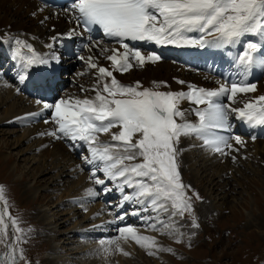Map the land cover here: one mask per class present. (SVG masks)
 Returning <instances> with one entry per match:
<instances>
[{
    "label": "snow or ice",
    "instance_id": "1",
    "mask_svg": "<svg viewBox=\"0 0 264 264\" xmlns=\"http://www.w3.org/2000/svg\"><path fill=\"white\" fill-rule=\"evenodd\" d=\"M38 11L42 12L44 8ZM64 11L76 26L68 31L67 38L77 35V28L83 30L79 33L83 35L84 32L91 33L96 26L119 47H104L101 41H94L89 35L83 48L89 53L93 48L98 49L109 62L105 67L96 56L76 57L85 63L88 72L95 70L93 87L80 86L82 93L90 91L94 95L43 102L39 111L17 117L16 121L33 122L43 118L45 124L54 127L39 133L40 136L64 140L71 149L78 144L85 146L88 155L82 156V160L92 166L89 179L94 185L101 186L100 191L105 195L117 191L120 195L117 207L139 205L131 215L138 216L146 229L183 243L184 233L180 231L176 217L183 219L187 213L191 217V227L199 228L193 197L195 200L203 198L182 180L178 162L181 138L194 137L201 142L200 147L213 155L228 156L239 152L246 144L241 136L221 133L232 132L231 113L251 127L264 126V95L237 108L231 104L236 102L238 94L256 91L255 83L232 79L217 81L218 87L213 89L187 83V91H161V87H169L167 82H153V88H145L139 81L125 85L114 73L123 74L162 59L157 53L136 47L130 41L200 48H223L243 41L235 63L247 76L253 66H264V0H72ZM47 19L49 17H45ZM61 35L51 39L58 41ZM15 44L14 55L22 62L18 73L21 83L27 82L30 70L35 66H48L53 60L60 62L58 55L42 56L25 40L17 38ZM47 47L51 49L53 44L49 43ZM23 49L30 54L26 55ZM177 83L186 84L183 80H177ZM40 86L38 83L37 87ZM16 91L20 93L21 89L18 87ZM221 98H226L229 103L220 102ZM185 101L193 107L183 109L181 104ZM41 103L40 99L36 100L37 105ZM189 111L196 122L187 119ZM46 112L49 115L46 116ZM102 134L109 135L110 140H101ZM231 158L236 160L235 155ZM100 191L89 187L86 195L94 198ZM0 200H4L3 186H0ZM142 212L155 215L142 216ZM127 215L129 213L124 212L117 219L123 221ZM117 231L119 235L107 245L103 240L100 242L105 254L111 253L112 245H115V251L129 255L120 247L121 239H132L145 248L149 256L160 252L176 254L173 248L159 244L156 237L141 234L134 225L119 227ZM26 237L27 232L19 227V220L11 216L7 201H4L3 211H0L4 264H20L21 261L30 264L21 247L27 242Z\"/></svg>",
    "mask_w": 264,
    "mask_h": 264
},
{
    "label": "rangeland",
    "instance_id": "2",
    "mask_svg": "<svg viewBox=\"0 0 264 264\" xmlns=\"http://www.w3.org/2000/svg\"><path fill=\"white\" fill-rule=\"evenodd\" d=\"M0 15H2L1 11H0ZM40 31L36 33H39ZM1 32L2 31H0V41H2L1 39L3 38ZM36 33L35 35H37ZM59 34H62V33H59ZM52 37L53 35L50 36L51 41H53L51 39ZM62 39H63V36L61 35V38L58 40V42H60ZM75 40H76V37H74V41ZM186 48H188L186 49L187 55L195 53L194 51L189 52L190 51L189 49H191L192 46H187ZM64 49L66 48L62 47L60 51H58V49L56 50L55 48L53 50L54 54H52V56L58 55L60 53L58 55L60 57V62L69 60L72 63L73 60L70 59L72 57L66 56L68 54L67 52H63ZM35 50L37 51V49ZM61 52L65 53V59L61 55ZM82 55L87 57L92 54L88 53L86 55L85 54H82ZM7 59L9 60V56L6 54L5 58L0 59V65L4 64L7 70L5 72L9 73L10 70L13 69V65L11 64L7 65L6 64L8 61ZM76 59L77 58L74 57L75 61ZM99 61L102 65L109 64L107 63L108 61L102 57L99 58ZM165 61H169V60L165 59ZM175 63H178V62H175ZM8 67H10L11 69H9ZM223 67L226 70H228L229 65L226 64ZM36 68H39V67L36 66L35 69ZM44 68H47V67H44ZM154 68L152 72L154 71ZM81 69L83 68L78 67V68H73L71 69V71H69V73H71L75 77L81 78V82L80 80L76 84L75 82L74 83L71 82L70 84H72L73 87H69L70 86L69 83L68 85L65 84L66 86H68L67 89L74 90L75 85L76 86L83 85L85 88L90 89L93 83H95L93 79L94 70L92 72H88L87 68H84L82 72H79V70L81 71ZM257 69H263L264 71V67H261V66H258ZM32 70L33 69H31L30 71ZM11 72H14V70L13 71L11 70ZM50 72L52 73V75L56 73V71L52 69L50 70ZM141 72H143V70L136 72L134 74H131L129 71L125 73L126 75H124L123 78L129 79L132 82L140 81V79H137L135 75ZM80 73H86V74L80 75ZM62 74H63L62 72L59 74L57 73V77L55 78L57 81L55 80V82H58V80H60V76ZM262 75H264V72L262 73ZM162 80H165V78H163ZM257 81L258 80L256 81L254 80L251 83L256 84ZM141 82L143 83V87L145 88L154 87V83L151 81L143 80ZM121 83L127 85L128 82L126 83L125 81L124 82L122 81ZM192 84H193V81H192ZM194 84H195V81H194ZM130 85H134V84H130ZM186 85L187 84H185L184 86L187 88ZM197 86H201V85H197ZM51 88L53 89L55 88V86H51ZM165 89H168V88H165ZM31 90L33 89L25 88V86H23L20 92L21 93L23 92L26 95L36 98L37 96L36 91H31ZM57 91L55 94H57ZM64 91L65 90H62L61 93H63ZM53 92H55V90H53ZM75 95L83 98L85 95L89 96L91 94L89 92L82 93L81 91H78L77 93H75ZM58 98L60 97L58 96L57 99ZM37 99H39V97L36 98V100ZM42 99L43 98H41V101ZM234 104H237V103H234ZM40 105L43 106V103H41ZM7 107L8 105L0 106V112L3 113ZM22 109H24V107L21 108V110H18L17 108V111L18 112L22 111ZM40 109H37L35 111L29 110L28 112L26 111L27 109H25L26 112H24L23 114L19 112L15 116L23 117L27 113L36 112V111H39ZM45 115L47 116L49 114L46 112ZM0 116H3V115H0ZM192 119L196 120L195 117H192ZM45 125H51V124H45L43 121V118H39L36 121L29 122V123H22V122L16 121V118L12 117L9 119V122L0 123V158L2 159L3 157L2 160L5 161V159H9L10 157H12V162L9 168L3 167L1 164V159H0V186H3L4 183H7V188H9L7 189L6 187L3 186L4 187V200H0V211H3L4 201H7V208H8L9 213L11 214L12 217H15L19 220V227L24 229L27 232V237H26L27 242L23 243L21 247L24 249V255L26 257V260L29 261L30 264H52L53 261H55L56 264H80L79 261L77 260V257H80L82 255L83 250L81 248L78 250L73 249V247L74 246L76 247V245H72L71 242L69 245L66 246L67 247L66 249L68 251H65L66 249H62V248H58V250H55V248H57L55 246H57L56 245L57 243H59V246H63L65 242H67V241H64V239L66 238L68 239L71 238L70 241L77 240V238L73 236L72 233H69V232L72 230V228L79 226L81 223L82 224L87 223L85 219L82 220L83 211L81 209L77 210L76 208L70 209L68 206H58L51 210L48 208L47 203L48 201H55L59 203L61 202V200H63L64 203L68 204L67 195L65 194L60 195L59 193L61 192V190L63 191L64 189H66L65 187H67V184L69 183H71L72 185L74 183V188L75 187L77 188L78 183H75V182L78 180L80 175H82L80 173L81 169H79L78 165L74 163L75 173L69 174V171H71L70 169L71 167H70L62 175L61 174L62 168L58 169L60 168L58 164H57V168L55 167V169H51L52 161L55 162L58 160V158L56 157H55L56 160H53L52 158H50L49 154L54 152L52 147L46 150V153L44 154V156H42L43 157L42 158L40 156L41 154L38 153L39 151L35 150V147H36L35 145H37L35 144L36 138L32 139V141L31 139H28V141L25 140V136L26 138H28L34 132L38 131L39 129H43L42 126H45ZM24 127H26L27 131L24 130L25 129ZM10 131H14V133L11 134ZM23 131H25V136H24ZM113 131H118V130L113 129ZM235 135H239V132H237V134ZM246 135H247L246 137H251V136H248V134ZM18 137L20 138L18 140H21V141L15 143L14 141L17 140ZM104 137H106V135ZM50 138L52 139V137ZM188 138L189 137L185 138L186 141L191 140V145H194L195 138H192V137H191L192 139L191 138L188 139ZM12 139L14 143H9L11 144L9 146L8 140H12ZM56 142L58 144L56 147L58 148L64 147V145L65 146L67 145L66 147H69L68 142L64 140H56ZM30 145H32L31 148H33L34 150H31V148H27ZM192 153L193 154H191L190 164L193 167L191 169L187 168V165H185L184 162H183V166L179 165V167H180V172H181L183 182L187 185H191V188L194 189L196 192H198L199 195L203 198L202 200H195V197H193L195 216L198 220L200 227L196 229L191 227V217L187 213L185 214V217L183 219L176 217V220L181 225L180 231L184 233L183 243H176L173 237L168 236V235H162L161 233L156 232L157 233L156 239H158L159 244L165 247L173 248L176 253L175 255H172L166 252H160L157 255L149 256L147 254V250H144L145 255L147 257L141 258V257H138L137 255L138 254L137 252H139L140 249L138 245L136 244L137 248L135 252L137 254L136 255L133 254V251L131 250L129 255H127L128 259L133 260L134 263H138V264H146L143 261L144 259H148L149 261H151L150 264H264V172L262 171L260 172V170L262 169L260 168L259 170V167L257 166L258 163L254 157V152L252 151L251 146L245 149L241 153L240 156H237V158L239 157V159L234 161V164L237 162L236 164H237L238 169L237 168L230 169L231 166L229 167L226 166L227 168L224 166L225 168H223V165H221L220 163L216 165L213 164L215 162H213L212 160L211 161L205 160L203 162L204 166L203 165L199 166L198 162L200 161L202 162V160L197 159L198 155H200L199 147L196 146L195 151H193ZM204 154H207V153H204ZM74 155H75V158L77 157V159L80 160L81 164L86 166L88 170L91 169L92 166L85 164L82 160V156L88 155L87 151H85V148L82 151L81 155L76 153V151ZM215 156H217V154ZM40 158L43 159V162L42 160L41 161L39 160ZM61 158L63 159L64 157L61 156ZM65 158L67 160H70L68 156H66ZM196 159L198 160V162L196 161ZM181 160H182V157L178 158V162ZM241 160L243 161L241 162ZM38 165H42L43 175H41L40 169L37 167ZM210 167H213L215 171L210 169ZM199 168H201V170L204 169L207 174L205 172L202 173V171H200V174L199 175L197 174V178L195 179H193L194 177H192V175L185 176V172L193 171V173L192 172L191 173L195 174L196 172L195 170ZM216 169L218 171V174H219V171L221 170V174L219 176L216 173ZM28 173H30V175H28ZM206 175H208L209 178L206 181L204 180L205 182L202 183L201 179L205 178ZM25 176L27 178H24ZM38 178L39 179L43 178L45 183L41 185H39V183H36L35 180H37ZM101 178L103 177L101 176ZM210 178H212V180ZM22 179L23 181H20ZM16 181H19L20 183H17ZM9 183L10 185H12L11 186L12 189L8 185ZM30 186L35 187L37 190L39 189L38 192L31 193V195L26 193L25 192L26 188ZM46 187L47 189H43ZM55 187L58 189L61 188L60 190H58L59 192L55 190L56 189ZM46 194H50L51 197L50 196L46 197ZM113 195H114V192H113ZM188 195L190 196L192 195L191 191H189ZM60 196H63V197L60 199ZM115 202H117V200H114V202L112 201V203H114V206L113 204L110 205L111 210L115 211L112 221L107 220L106 223H104L103 225V229H106L108 227L106 229L108 233L106 235H103L102 237L103 239L108 237V234H112V238H116L119 235L117 229L125 225H132L134 223V220L138 223H142V220L138 216L131 215L130 211L134 210V206L132 204L124 205L122 209H124V212H128L129 215H127L123 221L118 220L117 219L118 215L123 214L124 212H121L122 211L121 208H118V207L114 208L116 207ZM94 203H95V200L91 202V204H94ZM118 204L119 203L117 202V205ZM16 205H19L20 208H23L21 209L23 212L21 210L17 212L15 210ZM25 211L27 212V214H25ZM73 211H76V213L77 212H80V213L76 215L77 216L76 218L74 219L72 218L71 220H69L71 217L70 212H73ZM45 213H48L51 215L53 214L52 215L53 219L51 218L53 221L63 217L62 220H64L65 222L63 223L62 220H59L57 223H51L48 225L46 223L48 220L45 218L46 216H44ZM26 215H28V217L30 216L31 218V220L28 222H26L24 218V216ZM141 215L148 216V215H151V213L142 212ZM164 218L166 219L167 217L165 216ZM115 221L118 223H115V225H113L114 229H111L112 225L110 226L108 225L110 223L114 224ZM137 224L134 226L137 227ZM83 226L88 227V225H83ZM93 226L95 228L98 227L96 225H93ZM53 227L56 228V230L52 231V233L49 235L48 232L50 233L49 230L51 228L53 229ZM112 230H113V233H109ZM46 233L48 234V236ZM66 234L67 235L69 234L70 236L69 235L67 236ZM91 236L94 237L95 233L92 232ZM99 237H101V235H99ZM88 241L91 243H95V244H99L101 242L100 239H96V240L88 239ZM55 251L59 252L58 253L59 258L55 257L57 256V254H55L56 253ZM4 252H5L4 247L0 245V264H4V261L6 260ZM102 255H104V253ZM106 255H110L112 258L111 261L114 262L113 254L108 253ZM142 256H144L143 253H142ZM91 258H92L90 260L92 261L91 264L96 263V260L93 257ZM125 261L127 260H123L121 263H118V264H125ZM106 262H108L106 261V259L105 260L102 259L101 264H107ZM20 264H25V262L21 261Z\"/></svg>",
    "mask_w": 264,
    "mask_h": 264
},
{
    "label": "bare ground",
    "instance_id": "3",
    "mask_svg": "<svg viewBox=\"0 0 264 264\" xmlns=\"http://www.w3.org/2000/svg\"><path fill=\"white\" fill-rule=\"evenodd\" d=\"M12 1H14V2H12ZM16 5H17V7H16ZM41 7L44 8V11H42V12L38 11V9ZM67 7H69V6H65L64 9H51L48 6L43 5L40 2V0H0V11L2 12V15H0V31H2L1 33H2V37H3L1 39L2 41H0V59L5 58V56L7 54L9 56L10 61L7 59L8 61L6 64L7 65L8 64L13 65V61H14V67H13L14 72H11V70H10L9 73H6L5 72V71H7L6 68L4 71L5 73L3 71H0V106H2V105L7 106L8 105V107L5 109V111L3 113L0 112V115H3V116H0V123L9 122V119L12 117L17 118L15 115L19 112H21V114H23L24 112H26V111L28 112L29 110L35 111L37 109H40L42 106L36 104V98L39 97L40 100H41V98H43L42 103L48 102V101H46V93H48V92L52 93L54 95V99L57 100L58 96L60 98H68L69 96H76L75 93H77L78 91H81V89H80L81 85L80 84H79L80 86L75 85L74 90L66 89V91H64L63 93H61V91L58 90L57 94H55V92H53V90L57 89V86H55V88H53V89L51 88V86H53V84L56 83L55 78L57 77V73L59 74L61 72L63 74L60 76V80H58V81H60L61 84L69 83V85H71L70 84L71 82H73V83L75 82V84H76L77 82H79V80L81 82V78L75 77L74 75L69 73V71H71L72 68L64 65L67 61H62L59 63H56L55 61H50V65H48V66L39 65L38 66L39 68H36V69H35V67H36L35 66L32 69L37 70L38 73H36V74L31 73V76L29 77L27 82L21 83L19 81L18 73L21 72L22 63L14 55L16 47H17L15 44V39H17V38L21 39V40H25L28 43L32 44L33 47L35 49H37V52L39 54L45 56V57L50 58L52 56V54H54L53 50L55 48H56V50L58 49V51H60V49L62 47L67 48V49L63 50V52H67L68 55H66V56L70 55L68 50L70 52L75 51L77 54L82 55L83 52L86 50L83 48V45L85 44L84 40L87 39V37L89 35H87L85 33H83V35H80L79 33H81L82 30L80 28H77L76 29L77 35L73 36L70 39L67 38L66 34L68 33V31L70 29L76 27L74 23L70 22V17L64 11ZM33 13H36V15L34 16ZM45 17H49V19L45 20ZM42 20L44 21V23H41ZM38 31H40V32L36 33ZM35 33L37 35H35ZM59 33L63 34L62 35L63 39L60 42H58V41L54 42V41L50 40V36H52V35L55 36L56 34L58 35ZM191 35H197V34H191ZM74 37H76L75 41H74ZM3 39H4V41H3ZM92 39L94 41H101L102 46H104V47H119V45L116 44L115 42L108 41L107 39H109V38L104 36L103 32H101V31L99 33H96V35H94V37H92ZM245 39H258V38L257 37H246ZM49 43L53 44V48L49 49L47 47V45ZM129 43L134 44L136 47L142 48L146 51H153V52L157 53L158 55L162 56L164 59L169 60V61L160 60L155 64L148 63L143 68L135 67L132 70H130L131 74H134L136 72L143 70V72L135 75V77L137 79H140L139 82L142 85H143V83L141 81H143V80H148L151 82H167L169 87H161L159 90H161V91H169V90L187 91L186 90L187 88L184 85L178 84L177 80H183L186 82V84L187 83L192 84V81L194 84V81H195V84L201 85L198 87H204V88H208V89H213V88L218 87L217 81L224 82L225 80H232V79H236V80L246 79L248 82H253L254 80L255 81L258 80L256 82V85H257L256 91H254L252 93H247V94H238V96L236 97V102H235L237 104H234V103L231 104V107H237V108L243 107V104L245 102L252 100L255 97H258L260 95H264V75H262V73L264 71H263V69H257L258 66H260V65L253 66L251 68V70L248 72L247 76H245L242 74V72L239 70L238 66L235 63V58L242 51L243 41L239 44H235V45H231V46H227V47L225 46L223 48H213V47L202 48V52H200V53L203 56L198 51H194L195 52L194 54L187 55V53H186V49H188V48H186L187 46H174V45L157 46L154 43L131 42V41ZM192 47H195V46H192ZM197 48L199 49L200 47H197ZM122 50L123 49H121V51ZM23 52L26 55L30 54V53H28L27 49H23ZM88 53L89 52L86 50L85 55ZM91 54L98 57V59L101 57L104 58L103 55H101V53L99 52V50L96 48H93ZM211 54L215 58H218V59L225 61L227 63H230L231 61H233V66L231 68L232 70L229 72L223 71V69L217 65L216 60L214 59V57ZM69 57H71V56H69ZM200 58H206L210 62L208 63L207 66H204V67H200V66H198L199 63H195V65H197V67H195V70H193L192 67L188 66L189 61L193 60L195 62L196 60H198ZM70 59L72 60V58H70ZM175 62H178V63H175ZM107 63H109V62H107ZM181 63H182V65H181ZM103 66L108 67L109 64L103 65ZM44 67H47V68H44ZM261 67H264V66H261ZM82 68L83 69L86 68V65L82 66ZM153 68H154V71L152 72ZM190 68H192V69H190ZM204 68H206V69H204ZM51 69L56 71V73L52 75V73L50 72ZM83 69H81V71L79 70V72H82ZM219 70H222V71H219ZM94 72H95V70H94ZM117 74H118V76H117ZM114 75L116 76V78L120 82H122V81L123 82L125 81L126 83L128 82L127 85L135 84L137 82V81L132 82L129 79H124L123 77H124V75H126L125 73L121 74L119 72H115ZM163 78H165V80H162ZM38 83L41 85L40 87H37ZM88 85H89V83H88ZM23 86H25V88L33 89L31 91H36V95H37L36 98L31 97L29 95H26L23 92L17 93L16 89L18 87L19 88L21 87V89H22ZM92 87H93V85H92ZM165 88H168V89H165ZM89 93L91 94L89 96L94 95V93H92L90 91H89ZM32 96H34V95H32ZM60 98H58V99H60ZM220 102L225 103V104L229 103V101H227L226 98H221ZM23 107H24V109H22V111H19V112L17 111V108H18V110H21V108H23ZM181 107L185 110H188L192 107V105H190L187 101H185L181 104ZM25 109H27V110L25 111ZM192 117H195V116L189 111L188 115H187V119L192 121V122H196V120L192 119ZM234 119H236V123L234 122ZM11 120H13V119H11ZM23 123H29V122L26 121ZM229 123L232 126V132L231 133H221V134L235 135V134H237V132H239V135L241 136V138L246 142L244 147H240L237 145V147H240L239 152H232L228 156H220L218 154H217V156L211 155L208 151H206L205 149L200 147L201 142L199 140L194 139L195 144L191 145V140L186 141V139H185L186 137H182L180 140V143L178 145L179 148L181 149V153H180L178 158L182 157V160L179 161V165L183 166V162H184L185 165H187V168L191 169L193 167L190 164L191 154H193L192 152L195 151V147L198 146L200 155H198L197 159L202 160V162L201 161L198 162V160L196 159L199 166H202L203 162L205 160L206 161L212 160L213 162H215L213 164L216 165V164L220 163L221 165H223V168H225L226 166H228V167L231 166L230 169L237 168V164H236L237 162L234 164V161L232 160L231 156L235 155L236 160H237V159H239V157L237 158V156H240L241 153L245 149H247L248 147L251 146V149L254 152V157L258 163L257 166L259 167V170H260V168L262 169V170H260V172L261 171L264 172V135H263L264 126L251 127L248 124H246L245 122H243L242 120L238 119L236 114L234 115L232 113L230 114V117H229ZM52 127H53V125L42 126L43 129H39L38 131L34 132L28 138H26V136H25V131H27V130H26V127H24L25 129L24 128L23 129L25 131H23V132H24L25 140L28 141V139H31V141H32V139L36 138L35 144H37V145H35L36 147L35 146L34 147H35V150L39 151L38 153L41 154L40 155L41 157L44 156L47 149H50L52 147L54 152H52L50 150L52 152L51 154H49L50 158H52L53 160H56V158H58V160L55 161L56 163L54 161H52L51 169H55V167L57 168V164H58L60 167L58 169L62 168V170H61L62 175L70 167H71L70 168L71 171H69V174H74L75 173V164H77L78 168L81 169L80 173L82 175H80L78 180L75 182V183H78L77 188L76 187L74 188V183H73V185L71 183H69V184H67V187H65L66 189H64L63 191L61 190V192L59 193L60 195H64V194L67 195V203L68 204L64 203L63 200H61V202H59V203H57L55 201H48V203H47L48 208L52 210L58 206H68L70 209H75V208L77 210L81 209L83 211L82 220L85 219L87 222L86 224L81 223L79 226L72 228V230L69 232V233H72L73 236H75L77 238V240L70 241L71 238H69V239L66 238V239H64V241H67V242H65V244L63 246H59V243H57L56 244L57 246H55L57 248H55V250H58V248L66 249L67 248L66 246L69 245L71 242L72 245H76V247L74 246L75 248L73 247V249L78 250L81 248L83 250L82 255L80 257H77V260L79 261L80 264H91V262H92V261H90L92 259L91 257H93L96 260V263H94V264H101L102 259L103 260L106 259V261H108V262H106L107 264H116V263L118 264V263H121L123 260H127V261H125V264H138V263H134L133 260L128 259V257L123 255L122 252L115 251V245H112L113 251L110 253V254H113V257H114V262H112L111 256L106 255L102 251L101 243L95 244V243H91L88 241V239H91V240L100 239L101 241L102 240L105 241V245H107L108 241L115 239V238H112V234H108V237H106L105 239L102 238L103 235H106L108 233L106 230L108 227L106 229H103V225H104V223H106L107 220L112 221V218L114 216L115 211L111 210V208L109 206L110 203L107 202L105 204L103 202L104 200L100 201L99 196H96L94 198H89L86 195V190L89 187H95L96 188V186H98V185L95 186L91 181L89 182V180H90L89 176L91 174L90 170H88L86 168V166L82 165L80 160H78L77 157L75 158V155H74L75 151H76V153L81 155L84 148L86 151V147L85 146L83 147V146L78 144L75 149H71L70 147H66L67 145L66 146L64 145V147L58 148V147H56L58 144H57L55 139H53V138L51 139L48 136H40L39 135V133L50 130ZM249 129H251V132H249ZM31 131H32V129H31ZM10 133L13 134L14 131H10ZM246 134H248V136H251V137H246L247 136ZM104 136L105 135H103V134L101 135V137H100L101 140H104V141L110 140L109 135H106V137H104ZM253 136L255 137V140L252 139ZM19 137L17 138V140L14 139L15 143L21 141V140H18V139H20ZM30 137H32V138H30ZM189 138H191V137H189ZM192 138H194V137H192ZM22 140H24V139H22ZM14 142H13V139L8 140V145L10 146L11 144H9V143H14ZM192 143H194V142H192ZM31 147H32V145L28 146L27 148H31ZM31 150H34V149L31 148ZM204 153H207V154H204ZM251 154H252V152H251ZM61 156H63L64 158L62 159ZM66 156H68L70 160H67L65 158ZM42 158H40L39 160L40 161L42 160V162H43ZM2 159H3V157H2ZM2 159H1L2 166L5 168H9V166L11 165V162H12V157H10L9 159H5V161ZM255 159H254V161H255ZM242 161L243 160H241V162ZM37 167L40 169L41 175H43L42 165H38ZM216 167H214V168H216ZM204 168H206V167H204ZM210 169L215 171V169H213V167H210ZM195 171H196L195 174H192L193 171H191L192 173L190 171L185 172V176L192 175V177H194L193 179H195V178H197V174L198 175L200 174V171H202V173L205 172V170L204 169L201 170V168H199ZM216 173L218 174L217 169H216ZM69 174H68V176H69ZM220 174H221V170L219 171L218 176ZM28 175H30V173H28ZM72 176H74V175H72ZM24 178H27V177L25 176ZM208 178H209L208 175H206L205 178L201 179L202 183L205 182L206 180H208ZM23 179L20 181H23ZM210 179L212 180V178H210ZM16 182L20 183L19 181H16ZM35 182L39 183V185L45 183L43 178H41V179L38 178L37 180H35ZM8 185L12 189V187H11L12 185H10V183ZM3 186L7 188V183H4ZM98 187L101 188V186H98ZM210 188H211V186H210ZM7 189H9V188H7ZM43 189H47V187L43 188ZM60 189L56 188L55 190L58 191ZM38 190L35 187L30 186V187L26 188L25 192L31 195V193L38 192ZM113 192H114V195L117 197L116 199L118 200V203H120L119 193L117 191H113ZM100 195L103 196L102 191H100ZM48 196H50V194H46V197H48ZM62 197L63 196H60V199ZM94 200H95V203L91 204V202ZM96 201H98V202H96ZM115 203H116V207H114V208H117V202H115ZM133 206H134V209L139 207V205H133ZM201 207H202V205H201ZM21 209H23V208H20L19 205L15 206V210L17 212H19ZM121 210H122L121 212H124V209L121 208ZM207 211H208V209H207ZM38 212H40V211H38ZM130 212H132V211H130ZM79 213L80 212L76 213V211L70 212L71 217L69 220H71L72 218L73 219L76 218L77 217L76 215ZM25 214H27L26 211H25ZM29 214H31V213H29ZM52 215L48 214V213H45V215H44V216H46L45 218L48 220L46 222L48 225L51 223H57L59 220H62V218H63L62 217V218H59L57 220H54L55 221L54 222L52 220L53 219ZM151 215H155V214L151 213ZM79 216H81V215H79ZM24 218H25L26 222L31 220L30 216L28 217V215L24 216ZM50 220H52L53 222ZM62 221H63V223L65 222L64 220H62ZM115 223H118V222L115 221L114 224L110 223L108 226L112 225L111 229H114L113 225H115ZM137 223L138 222H136L134 220V223L132 225H136ZM83 225H88V227H85ZM93 225H96L98 227L95 228ZM36 227H38V226H36ZM55 227H57V226H55ZM137 229L143 235L154 236L157 238L156 231H153L151 229H146V227L142 226L140 223L137 224ZM55 230H56V228H54V227H53V229L51 228L49 230L50 233L48 232V234L50 235L52 233V231H55ZM92 232L95 233L94 237L91 236ZM109 233H113V230L110 231ZM48 234H47V236H48ZM99 235H101V237H99ZM73 236H71V237H73ZM83 241H85V242H83ZM157 241H158V239H157ZM119 244H120V247L125 252L130 253V251L132 250L133 254L136 255L138 253L137 254L138 257H141V258L147 257L145 255V252H144V250H146V249L140 247L132 239H128L127 241H125L124 239H121L119 241ZM136 244L138 245V247L140 249V251L137 253L135 252L136 248H137ZM65 251H68V250L66 249ZM137 251H138V249H137ZM58 253L59 252L55 253V254H57V256H55V257L59 258ZM103 253H104V255H102ZM142 253L144 254V256H142ZM141 260H143V259H141ZM138 261H140V260H138ZM143 261L146 264L151 263V261H149L148 259H144ZM52 264H56V262L53 261Z\"/></svg>",
    "mask_w": 264,
    "mask_h": 264
}]
</instances>
